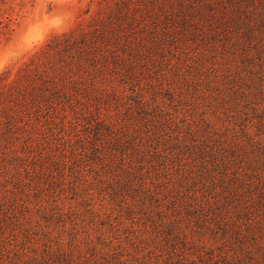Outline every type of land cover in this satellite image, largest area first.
Here are the masks:
<instances>
[{
  "label": "rangeland",
  "instance_id": "rangeland-1",
  "mask_svg": "<svg viewBox=\"0 0 264 264\" xmlns=\"http://www.w3.org/2000/svg\"><path fill=\"white\" fill-rule=\"evenodd\" d=\"M160 1L169 18L109 58L103 109L57 117L2 173L0 264H242L214 176L264 158V0ZM98 2L0 0V70Z\"/></svg>",
  "mask_w": 264,
  "mask_h": 264
},
{
  "label": "trees",
  "instance_id": "trees-1",
  "mask_svg": "<svg viewBox=\"0 0 264 264\" xmlns=\"http://www.w3.org/2000/svg\"><path fill=\"white\" fill-rule=\"evenodd\" d=\"M90 11L67 31L53 33L21 62L0 70V178L18 165L21 152L35 147L36 134L57 117L100 112L116 91L106 82L109 58L120 65L125 58L119 50H138L153 24L163 20L161 14L169 18V8L160 0H99ZM236 150L241 145L231 152ZM240 162L242 171L214 176L230 191L228 199L237 201L225 209L232 229L224 230V238L234 245L224 255L242 264H264V158L247 153ZM241 209L247 213L237 214Z\"/></svg>",
  "mask_w": 264,
  "mask_h": 264
}]
</instances>
